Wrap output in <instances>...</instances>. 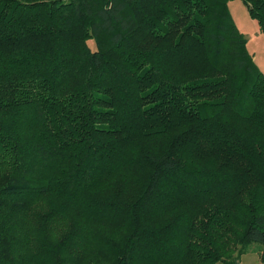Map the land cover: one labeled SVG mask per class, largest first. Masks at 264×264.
Segmentation results:
<instances>
[{"label": "trees", "instance_id": "16d2710c", "mask_svg": "<svg viewBox=\"0 0 264 264\" xmlns=\"http://www.w3.org/2000/svg\"><path fill=\"white\" fill-rule=\"evenodd\" d=\"M232 1L0 0V264L264 263V73Z\"/></svg>", "mask_w": 264, "mask_h": 264}, {"label": "rangeland", "instance_id": "374dc122", "mask_svg": "<svg viewBox=\"0 0 264 264\" xmlns=\"http://www.w3.org/2000/svg\"><path fill=\"white\" fill-rule=\"evenodd\" d=\"M230 11L239 30L248 39V50L253 55L256 65L264 73V34L259 31L258 24L250 18L242 0L230 2ZM262 249L260 244L250 246L240 264H264L260 258Z\"/></svg>", "mask_w": 264, "mask_h": 264}]
</instances>
